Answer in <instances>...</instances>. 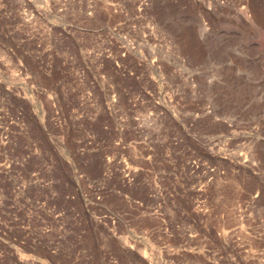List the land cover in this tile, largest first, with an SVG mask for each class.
<instances>
[{
  "label": "rangeland",
  "instance_id": "1",
  "mask_svg": "<svg viewBox=\"0 0 264 264\" xmlns=\"http://www.w3.org/2000/svg\"><path fill=\"white\" fill-rule=\"evenodd\" d=\"M0 264H264V0H0Z\"/></svg>",
  "mask_w": 264,
  "mask_h": 264
}]
</instances>
